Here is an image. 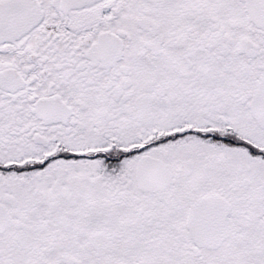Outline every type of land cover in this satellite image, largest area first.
I'll use <instances>...</instances> for the list:
<instances>
[{"label":"snow or ice","instance_id":"1","mask_svg":"<svg viewBox=\"0 0 264 264\" xmlns=\"http://www.w3.org/2000/svg\"><path fill=\"white\" fill-rule=\"evenodd\" d=\"M0 264H264V0H0Z\"/></svg>","mask_w":264,"mask_h":264}]
</instances>
